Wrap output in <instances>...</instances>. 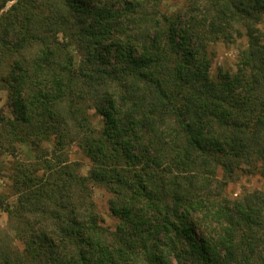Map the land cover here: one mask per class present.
I'll return each mask as SVG.
<instances>
[{
  "label": "trees",
  "instance_id": "16d2710c",
  "mask_svg": "<svg viewBox=\"0 0 264 264\" xmlns=\"http://www.w3.org/2000/svg\"><path fill=\"white\" fill-rule=\"evenodd\" d=\"M168 1L0 0V264H264V0Z\"/></svg>",
  "mask_w": 264,
  "mask_h": 264
},
{
  "label": "rangeland",
  "instance_id": "374dc122",
  "mask_svg": "<svg viewBox=\"0 0 264 264\" xmlns=\"http://www.w3.org/2000/svg\"><path fill=\"white\" fill-rule=\"evenodd\" d=\"M185 1L186 0H169L166 4L170 8H177L182 7ZM11 4L12 2L8 5V7ZM261 27L264 29V16ZM244 45L245 42L242 39H239L237 43L219 41L211 44L209 47V52L212 58L211 76L213 78H217L221 69L234 71L236 68L235 64L237 62L239 49ZM7 95V91L0 90V109L5 111V113L9 116L11 115V113L7 103ZM70 159L80 162V172L83 175H86L88 173L91 166L90 159L84 153H82V150L77 146H74L70 149ZM9 163L10 156L4 154L0 156V193L6 194L8 196L11 195L9 189L10 182L7 178V175L9 174L8 168L10 167ZM244 189H261L264 191V178L258 174L244 175L236 182L231 183L228 187L227 192L232 197H236L237 195H240ZM110 197L111 195L102 188H96L94 190L93 198L98 211L104 217L106 225L114 226L116 220L109 209ZM14 200V196H10L8 202H13ZM9 233L11 235H14V233L10 229L8 214L4 210L0 209V235L6 238L5 245L9 244L21 249L23 245L20 241L16 240L10 242V240H8L7 234Z\"/></svg>",
  "mask_w": 264,
  "mask_h": 264
}]
</instances>
